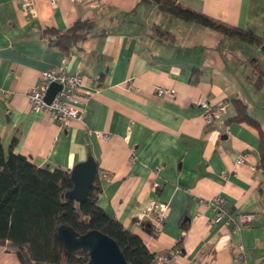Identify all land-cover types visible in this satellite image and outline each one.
I'll return each instance as SVG.
<instances>
[{
	"label": "crops",
	"instance_id": "crops-1",
	"mask_svg": "<svg viewBox=\"0 0 264 264\" xmlns=\"http://www.w3.org/2000/svg\"><path fill=\"white\" fill-rule=\"evenodd\" d=\"M176 2L264 38V0ZM79 20L92 29L78 48L42 36ZM252 59L264 67L259 48L139 0H0V139L4 148L16 139L15 153L50 170L70 172L92 158L98 175L108 174L97 206L149 252L177 249L173 264H264V88L253 84ZM60 66L89 93L81 120L64 129L31 111L26 95L43 71ZM157 86L175 95L159 97ZM234 100L246 121H231ZM202 101L226 111L206 122ZM216 195L228 215L253 214L252 222L240 230L213 224L206 201ZM152 199L168 205L153 235L140 218ZM10 251L0 247V264H20Z\"/></svg>",
	"mask_w": 264,
	"mask_h": 264
},
{
	"label": "trees",
	"instance_id": "trees-1",
	"mask_svg": "<svg viewBox=\"0 0 264 264\" xmlns=\"http://www.w3.org/2000/svg\"><path fill=\"white\" fill-rule=\"evenodd\" d=\"M139 3L153 4L163 14L208 28L221 39L230 38L257 47L264 55V38L250 30L217 21L182 6L176 0H139ZM91 29L90 21L79 20L63 31L46 27L42 36L51 46L67 51L78 48ZM250 63L253 84L259 89L264 88V67L256 59ZM233 105L237 115L231 121H246L245 107L237 100ZM15 145L16 139H13L4 148L0 139V247L7 245L20 264H86L87 253H70L60 234L61 228L69 227L78 235L96 231L109 236L127 264H154L155 254L148 251L141 239L97 206L100 193L98 173L86 200L77 203L66 196L73 188L69 171L39 167L15 153ZM150 232L154 234L152 229Z\"/></svg>",
	"mask_w": 264,
	"mask_h": 264
},
{
	"label": "built area",
	"instance_id": "built-area-1",
	"mask_svg": "<svg viewBox=\"0 0 264 264\" xmlns=\"http://www.w3.org/2000/svg\"><path fill=\"white\" fill-rule=\"evenodd\" d=\"M77 4H82L86 0H73ZM56 0H50V5L55 6ZM33 8V7H32ZM34 10L31 9V16H34ZM51 83H57L61 86L56 92L53 99L47 103L44 99L45 93ZM128 88L131 84L128 83ZM154 93L159 97L174 96L175 91L163 87H155ZM29 109L33 112L46 113L60 128H67L73 121H79L82 118L80 105L86 100L89 93L82 88V77L77 73H67L65 68L60 66L53 69L43 71L40 74L38 83L31 87L27 93ZM200 107L203 109V119L206 122L219 120L221 115L226 111V105H213L207 101H202ZM246 155L242 154L236 163L241 164ZM107 173H100L99 179L107 178ZM224 200L220 195H216L206 201L207 207L214 212L213 224L225 221L226 225L232 226L235 230L247 227L252 222L253 214L228 215L223 208ZM167 203L159 202L152 199L148 202L146 208L140 214V218L147 220L154 234H158L162 230L165 221ZM242 250V248L240 247ZM177 249H170L163 253L155 254L154 264H173V261L179 256ZM239 259L243 260L240 253Z\"/></svg>",
	"mask_w": 264,
	"mask_h": 264
},
{
	"label": "water",
	"instance_id": "water-1",
	"mask_svg": "<svg viewBox=\"0 0 264 264\" xmlns=\"http://www.w3.org/2000/svg\"><path fill=\"white\" fill-rule=\"evenodd\" d=\"M60 88L59 84L51 83L45 93V101L49 103ZM96 174L97 166L92 158L77 164L70 171L73 188L66 196L77 203H83L87 198L89 188L94 183ZM60 234L70 253L74 254L79 251L87 253L86 264H127L115 241L105 234L90 231L78 235L69 227L61 228Z\"/></svg>",
	"mask_w": 264,
	"mask_h": 264
},
{
	"label": "rangeland",
	"instance_id": "rangeland-1",
	"mask_svg": "<svg viewBox=\"0 0 264 264\" xmlns=\"http://www.w3.org/2000/svg\"><path fill=\"white\" fill-rule=\"evenodd\" d=\"M11 251H12V250H11ZM11 251H10V252H11ZM14 254H15V253H14ZM16 258H17V256H16Z\"/></svg>",
	"mask_w": 264,
	"mask_h": 264
}]
</instances>
